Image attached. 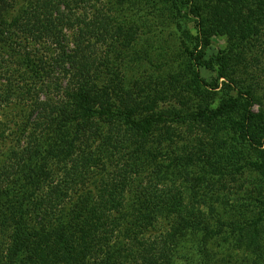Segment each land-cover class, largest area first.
<instances>
[{"label":"trees","instance_id":"obj_1","mask_svg":"<svg viewBox=\"0 0 264 264\" xmlns=\"http://www.w3.org/2000/svg\"><path fill=\"white\" fill-rule=\"evenodd\" d=\"M232 1L226 15L203 17L189 53L215 75L199 80L210 95L198 74L132 76L137 32L103 8L118 0H0L10 60L0 57V264H179L193 254L196 264H264V0ZM169 2L179 17H201L193 0ZM218 35L240 52L206 58ZM187 146L211 153L202 163ZM215 157L234 180L242 162L259 206L237 240L190 190L184 204L189 176ZM250 227L257 259L247 262L238 253Z\"/></svg>","mask_w":264,"mask_h":264},{"label":"rangeland","instance_id":"obj_2","mask_svg":"<svg viewBox=\"0 0 264 264\" xmlns=\"http://www.w3.org/2000/svg\"><path fill=\"white\" fill-rule=\"evenodd\" d=\"M193 1L202 10L201 17H196L190 12L179 17L172 9L169 0H118L113 6H106L103 2V8L108 9V11H111L113 15L118 17V21L124 20L123 18H125L126 23L132 21L130 28L135 29L137 32L139 38L137 42L138 45L131 49L127 57L130 59L132 66H134L131 71L133 72L132 76L149 77L184 72V77L187 81H190L194 78L195 74H198L199 79L195 84L202 88L203 91L200 89V93L213 94L212 92H214V90L209 87H204V85L200 84L199 80L208 84L213 82L215 75L209 71L195 67L193 62L188 60L190 58L189 53L193 51L195 47L196 38L198 40V37H200L199 31L201 30V21L203 17L206 18L208 13L210 15H215L214 13L226 15V12L232 11L234 5L232 0ZM108 11L107 13H109ZM15 18L16 12L9 15L6 22L11 23ZM245 43L246 42H244V44ZM2 45L4 44L0 43V47ZM230 45L232 46V50L235 49V53L238 50L240 52L241 47L238 46L235 39L232 41L227 36H212L210 45L206 50V58L216 54L219 49L224 50ZM197 49H201V42L198 43ZM7 50L6 47H3L0 52V57L4 58L6 61H10L7 57ZM260 50L261 48L254 50L255 55H257ZM261 81L263 82L264 87V77ZM4 83L5 80L0 77V85H3ZM218 84V91L220 92L226 89V86L229 85L228 82L223 79H221ZM164 108H166L165 105ZM0 115L2 118L5 117L4 113H0ZM185 131L189 138L200 139L206 144L212 142L210 140L212 139L210 134L207 135L197 129H189V131ZM169 132L173 133V130L169 129ZM174 133L177 132L174 131ZM183 145H188V142L184 140ZM224 150L227 152L228 150L233 151V148L228 145ZM190 152L196 153V156H193L199 158L202 163L205 160L206 152L211 153L204 148L196 149L192 148V146L188 147L185 154L189 155ZM225 154L226 153H223V155ZM209 161L211 162L210 164L205 162L203 166L201 165L202 168L200 171L203 172L200 174L201 176H189V182L193 183V188L186 189L184 204L187 205L189 203L186 194L190 190L196 197V202L194 203L195 208H200L203 209V211H206L211 210L212 207L213 212L211 213L212 216H210V219L213 217L212 221L218 219V221H222V224L226 226L229 225L228 231L233 230L232 234L235 237L234 239L237 240L239 236V227L243 225L245 227L247 224L245 220L249 221L254 219L259 209V206L251 200V198L255 196L254 192L252 193V190L247 185V176L245 175L247 170L242 168V162L241 166L240 164L236 165L238 169L235 175L238 176L237 179L239 180H234V178H229V176L224 173V162L221 159L219 160V157H215ZM198 162L200 163L199 160ZM243 182H245V185H243ZM255 241L256 237L254 235V230L250 227L245 235L244 243H242L243 250L238 253L241 257L245 256L247 262L252 261L250 257H253L255 261L257 259L253 256V253L255 252L252 242ZM182 262L183 263L179 264H196L197 258L193 254L192 256L185 257Z\"/></svg>","mask_w":264,"mask_h":264}]
</instances>
